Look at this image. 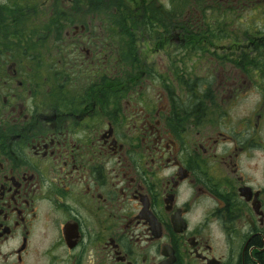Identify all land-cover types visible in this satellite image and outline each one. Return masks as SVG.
I'll use <instances>...</instances> for the list:
<instances>
[{
    "label": "flooded vegetation",
    "instance_id": "flooded-vegetation-1",
    "mask_svg": "<svg viewBox=\"0 0 264 264\" xmlns=\"http://www.w3.org/2000/svg\"><path fill=\"white\" fill-rule=\"evenodd\" d=\"M164 1L145 51L137 34L111 39L106 10H65L88 23L46 41L47 0H0V264H264V34L260 96L236 114L223 102L242 92L252 35L231 47L230 88H212L222 49L203 34L191 46ZM196 60L191 91L175 69Z\"/></svg>",
    "mask_w": 264,
    "mask_h": 264
},
{
    "label": "rangeland",
    "instance_id": "rangeland-1",
    "mask_svg": "<svg viewBox=\"0 0 264 264\" xmlns=\"http://www.w3.org/2000/svg\"><path fill=\"white\" fill-rule=\"evenodd\" d=\"M63 3V6L67 9L68 6L70 5L69 3L72 2V0H61ZM164 1V0H162ZM57 3L58 0H51V4L53 5L54 3ZM165 2V1H164ZM223 2V1H222ZM225 3V2H224ZM226 4V3H225ZM47 8L49 9V4L47 6ZM236 6H233L232 3H228L227 5H224V8L221 9V15H219L218 17L221 19L223 16L224 22L223 24L226 26V29L228 30V35L224 36L221 32H217L215 33L216 36L214 35V31H215V26L213 25L214 22H212V18L213 16H207L206 17V22L203 26L198 25L197 29H199V31H201L200 36L203 34V36H206L207 39L211 40L213 43H218V45L220 46V48L222 49L220 53L218 51V56L221 57V62L220 64L216 65L215 62L213 61V63H210L207 65V70L203 71L204 73V79L206 78V82L210 83V86L212 88H215L216 85L218 84H222L224 88H230V84H232V78L234 76L235 73H237V71H235V69L233 68L231 62H233L232 58V54L234 55V53H231V47L233 46V44L235 42H238L240 44H246V40H248L247 38L244 39L242 37H247L248 34L252 35L250 36V41H252V43H254V48L251 49H247L248 52H254V63L252 65V67H246V69L243 68L244 74L245 76H243L240 80V84H241V90L242 92L240 93V95L238 96V98L230 97L231 93H226L225 96L226 100L225 102H223V104L225 105H232L235 107V113L237 114H242L240 113L241 111H245L248 110V107L250 105H254L257 103V99L260 96L259 92L262 89V72L263 70H258L260 68L259 63L262 61V56H263V48H262V44H261V40L260 38H262L264 33L259 32L260 30L264 29V11L262 12H256V10L251 11V9H246L244 11H239L236 10ZM248 8V7H247ZM134 10V9H133ZM214 10V9H213ZM141 13V12H140ZM136 14V13H133ZM138 16L139 13H137ZM217 14V12H216ZM133 16V15H132ZM136 17V16H135ZM134 21L136 22V33L138 35V39L142 42H144L143 45V49L145 51H148L149 47H150V42L154 40V38L152 39V32L149 31V29H146L142 23H141V19L139 17L133 18ZM89 17L87 16L86 18H83V22H87L88 23ZM127 20V18H126ZM78 24H82V22L78 23ZM111 26V39L112 37L115 38L117 37L116 31L117 29L121 30L122 34L120 33L121 36H123V34L125 36H127V34L124 32L123 27H119L118 24V19L116 16L111 15V21H110ZM134 25V24H131ZM135 26V25H134ZM246 26H254L253 29H250L251 31H248L249 33H244L242 34L240 31H244L247 30ZM118 27V28H117ZM255 29H258V32L253 33V31ZM231 32V33H230ZM247 32V31H246ZM242 34V35H241ZM121 40V39H120ZM202 40V38H199V41ZM53 41V40H52ZM246 48V47H245ZM203 52V49L199 47V45L196 46V48L192 49V51H199ZM211 52V53H215V49L212 48L211 50L208 48L207 49V53ZM222 54V55H220ZM210 56V55H209ZM208 55L206 56L207 58L209 57ZM148 57H151L150 55H148ZM152 58V57H151ZM231 61V62H230ZM198 62V63H197ZM259 65V66H257ZM201 67L200 65V61L196 60V62L194 63V61L189 62L187 65H177L175 69V71H177L179 73H181V68H183L184 72H187V70L190 71V75H188L187 77V83L189 86H194V87H198L196 85H199V81L200 78L199 77V71L201 72L202 70H199V68ZM239 74H241L239 72ZM252 79L253 85L250 87V85L248 84V80ZM189 79V80H188ZM203 80V79H202ZM182 84L184 83H177L175 82V93L176 94H181V93H185L186 90L181 87ZM185 85V84H184ZM186 94V93H185ZM184 94V95H185ZM247 94V95H245ZM187 95V94H186ZM229 97V99H228ZM184 102V101H183ZM182 102V103H183ZM179 104H181L179 102ZM184 105V104H183ZM244 112V113H245Z\"/></svg>",
    "mask_w": 264,
    "mask_h": 264
},
{
    "label": "trees",
    "instance_id": "trees-1",
    "mask_svg": "<svg viewBox=\"0 0 264 264\" xmlns=\"http://www.w3.org/2000/svg\"><path fill=\"white\" fill-rule=\"evenodd\" d=\"M18 2V0H16ZM15 2V3H16ZM46 5V41H57L62 40V32L61 29L58 28V26L65 24V25H74L82 22L83 24H87V22H83V18H86V14L81 15H73L71 13L65 12V10L69 9H99V10H106V14H96V18L105 19L106 25L110 26L111 29V15L116 16L118 19V26L123 27L124 32L127 34L125 36L120 35L122 32L121 30L117 29L116 31L117 37L115 40H130L135 39L136 33V22L133 18L139 17L141 19L142 25L149 29V31L153 32L159 25H162L166 27L168 23L169 14L161 13L156 9H164L166 6H163L162 4H158L157 0H72L70 2L68 8L66 9L63 6V2L61 0H58V2L51 4V0H47ZM49 4V9L47 8ZM225 4L224 2L220 0H170L168 9L173 10L170 14L174 17V24L175 26H190V28H183L185 33L190 34L191 38L190 41H199L201 31L197 29V26L201 24V22L198 20V17H195V19H192L190 21L185 20L184 11L185 10H204V9H214L217 11L216 15H213L212 22L215 26V33L221 32L224 36L228 35V30L226 29V26L223 24L224 19L223 16L220 19L218 16L221 15V9L224 8ZM133 10V9H140L142 10L141 13L133 14L130 13L129 18L123 15V12L121 10ZM114 10H117V12H114ZM133 15V16H132ZM136 16V17H135ZM207 16V15H206ZM127 18V20H126ZM5 25L7 23H4ZM134 24V25H131ZM196 26V27H194ZM118 28V27H117ZM177 29V28H176ZM18 29L16 28L15 31ZM23 29H21L22 31ZM9 29H4L3 33L8 36ZM231 33V32H230ZM122 34V33H121ZM114 39V37H112ZM193 45V42L191 46ZM208 49V48H207ZM261 67V62L259 63ZM257 65V66H259ZM244 69H246L247 65H242ZM189 88L192 91L193 86H189Z\"/></svg>",
    "mask_w": 264,
    "mask_h": 264
},
{
    "label": "bare ground",
    "instance_id": "bare-ground-1",
    "mask_svg": "<svg viewBox=\"0 0 264 264\" xmlns=\"http://www.w3.org/2000/svg\"><path fill=\"white\" fill-rule=\"evenodd\" d=\"M97 10H99V9H97ZM123 15L126 16L127 18H129L130 14L128 12H124Z\"/></svg>",
    "mask_w": 264,
    "mask_h": 264
}]
</instances>
